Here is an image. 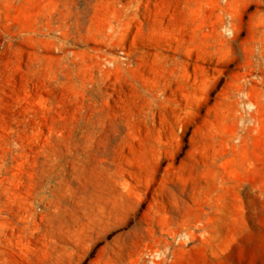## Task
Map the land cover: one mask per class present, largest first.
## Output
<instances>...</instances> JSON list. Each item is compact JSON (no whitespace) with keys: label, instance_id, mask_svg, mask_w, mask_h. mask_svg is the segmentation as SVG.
Segmentation results:
<instances>
[{"label":"rangeland","instance_id":"obj_1","mask_svg":"<svg viewBox=\"0 0 264 264\" xmlns=\"http://www.w3.org/2000/svg\"><path fill=\"white\" fill-rule=\"evenodd\" d=\"M0 264H264V0H0Z\"/></svg>","mask_w":264,"mask_h":264}]
</instances>
